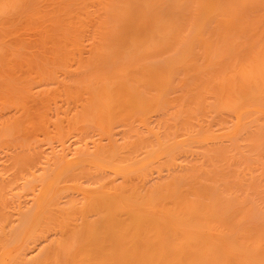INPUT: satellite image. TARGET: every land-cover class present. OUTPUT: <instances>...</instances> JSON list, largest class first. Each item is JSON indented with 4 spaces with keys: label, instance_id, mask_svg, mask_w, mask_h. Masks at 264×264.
<instances>
[{
    "label": "bare ground",
    "instance_id": "1",
    "mask_svg": "<svg viewBox=\"0 0 264 264\" xmlns=\"http://www.w3.org/2000/svg\"><path fill=\"white\" fill-rule=\"evenodd\" d=\"M0 264H264V0H0Z\"/></svg>",
    "mask_w": 264,
    "mask_h": 264
},
{
    "label": "rangeland",
    "instance_id": "2",
    "mask_svg": "<svg viewBox=\"0 0 264 264\" xmlns=\"http://www.w3.org/2000/svg\"><path fill=\"white\" fill-rule=\"evenodd\" d=\"M119 137H120V135H119ZM77 139H78L77 137H73L67 143H71L72 142V147H76L78 145V140ZM53 147L55 149H57V150L62 148L61 144L57 141V142H54L53 145L50 144V143L49 144H44L41 149L43 151H45V152H49V151L52 150ZM5 155H6L5 153L2 154L4 159L2 158L3 160H1V161H7V157Z\"/></svg>",
    "mask_w": 264,
    "mask_h": 264
}]
</instances>
